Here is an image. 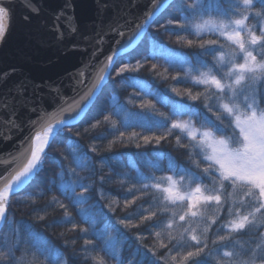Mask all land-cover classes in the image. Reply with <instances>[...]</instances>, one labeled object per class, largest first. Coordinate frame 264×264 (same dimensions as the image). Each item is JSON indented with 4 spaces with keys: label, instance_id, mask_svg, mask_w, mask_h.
<instances>
[{
    "label": "snow or ice",
    "instance_id": "6c2138e0",
    "mask_svg": "<svg viewBox=\"0 0 264 264\" xmlns=\"http://www.w3.org/2000/svg\"><path fill=\"white\" fill-rule=\"evenodd\" d=\"M24 3L32 11H38L28 0H24ZM257 4L260 5L258 9ZM165 6L161 0H151L149 9L143 14V18H134L131 21V30L137 39L147 34L148 29L151 28ZM70 7V3L65 5V8ZM178 12L181 13L178 18L169 19L163 25L164 28L175 25L179 30L197 37L202 34H211L216 35L218 39L200 40L198 43L191 39L187 40L188 47L195 46L200 50L195 54L199 67L188 70L189 73L192 71L198 73L191 77L190 83L193 87H203L204 90L193 95L191 89H185L183 93L176 88L171 89L178 96L186 95L191 101L201 102L200 106L176 101L169 102L161 98V102L170 103L171 116H188L189 119H172L167 114L157 113L152 101H146L140 105L148 114L137 113L139 126L148 131L167 128V132L160 136L155 134L139 136L133 132L131 138L142 139L146 145L152 142L159 144L166 140L173 131L178 130L180 135L176 136V144L185 149L187 166L170 159L168 171L174 175L157 177L155 175L145 176L141 173L137 177L138 181L150 182L142 183L139 189L135 187L128 189L129 193L141 192L142 196L139 198H143L145 193L152 192L154 195L151 199L158 204V211L161 214L169 210V205L183 206L182 214L173 212L167 223L162 224V231L154 233L156 240L159 241L158 248L165 249L167 256L159 257L157 251L154 250L155 246L143 251L137 248L128 264H161L162 261L164 264H169V261L170 264H210L211 260H215L216 264H264V232L259 231L264 228V0H192L178 9ZM10 14L9 0H0V42L6 35L5 20L10 18ZM64 15V10H61L56 19L59 20ZM66 19L71 32H75L76 28L71 24L73 17H66ZM249 19L254 20L255 23L249 25ZM55 30L62 39L64 33L60 31L59 24L55 26ZM111 30L117 31L115 28ZM117 34L121 38L126 35L123 31ZM221 38L223 43H221ZM102 40L103 37L97 43ZM75 47L76 45H73V48ZM98 51L99 49H96L92 52L93 59ZM115 55L116 53L113 52L112 55L107 56L98 71L93 70L90 60L71 75L72 91L78 96L77 99L63 96L60 89L56 87L52 89L56 93L52 112L43 107L31 109L32 112L37 113V118L29 122V134L18 142V147L14 150L15 154H9V159L5 161V164L10 166L3 174H0V223H11L7 215L11 197L20 192L41 170L44 158L48 155L45 148L49 144V138L72 123L71 115L66 114L82 112L110 77L112 70H115L117 77H121L125 73L140 71L144 67V64L137 61L135 66L125 63L115 68L116 62L113 59ZM207 55L212 56L211 62L202 58ZM169 62L182 66L189 63V60L183 56H176L172 57ZM151 68L155 70L157 65L153 64ZM11 71L15 70L0 73V78H6ZM171 79L187 82L179 74L172 76ZM81 90H83V95L79 94ZM3 107H8V105L5 103ZM121 111L118 105H114L113 111L104 115L103 121L97 120L91 127L95 129L101 123H111L112 129L116 130L118 122L113 120L112 116H119ZM10 117L6 123L13 128H18L19 126L15 123V113H10ZM129 120L130 117L126 115L119 123L127 128L132 126ZM87 131L88 129H85V132ZM76 135L79 136L80 133L77 132ZM120 137H124L123 132L120 133ZM97 139H104V136L101 135ZM182 139L187 143H182ZM136 147L139 148L140 145L137 144ZM96 150V147L91 149L92 152ZM72 152L74 162L78 167L88 166L86 153L80 154L78 148L75 147ZM103 159L101 157V160ZM153 167L163 171L159 165H153ZM70 171L74 172V169ZM104 179L103 176L99 177L100 184L104 183ZM205 180L210 181V186L204 183ZM77 188L80 189L79 193L76 191ZM59 189L74 206L81 204L82 198L89 192V186L84 183L73 185L61 181ZM237 193H242L239 199H237ZM98 195L101 199L104 198L102 188ZM24 199H29V197ZM136 199L138 197L125 200V208L133 204ZM51 203L57 204L60 209L64 210L65 219L59 222H71V213L68 212L65 204L59 202L56 197L52 198ZM202 207L205 211H201ZM209 207L213 208L214 212L211 216L206 215ZM109 210L115 212L111 205H109ZM144 211L148 214L140 217L141 223L152 221L157 216L156 211L147 209ZM222 212L230 217L226 222L220 215ZM131 215L128 213L117 223L125 228L139 227V225L131 224ZM197 217L201 220L207 218V224L203 227L201 235H197L196 228L192 227ZM39 219L43 220L44 217L41 216ZM91 222L95 224V220ZM218 222L226 234L218 235L216 239L211 240L217 253L214 255L213 250L208 248L209 233L212 226L217 225ZM72 229L79 231L85 237L89 234L87 227H81L75 223L72 224ZM249 229L257 230L251 242L254 247L219 252L221 248H228L226 242L230 241L232 233L247 232ZM28 231L33 238V247L45 255L47 260L52 261V264H60L64 253L49 246L47 241L42 240L30 228ZM174 231L176 235H173ZM91 234L104 241L101 252L118 260L119 264H125L112 244L104 240L102 233L93 229ZM165 237L168 244L164 243ZM140 238L138 235L137 239ZM21 243L19 238L10 242L6 236L3 245L0 246L2 248L0 264H32L26 259L27 250L22 251L19 257L15 255L17 251H21ZM72 244H75L74 240ZM169 244L172 246L169 247ZM67 246L68 241H65V247ZM89 246L95 248L93 240L84 239L82 247L85 252ZM176 248H189L190 250L177 259V256L172 255L173 249ZM73 255L75 256V253ZM136 256L139 259H135ZM32 257L35 260L34 253ZM91 259L94 264H107L104 255L97 254L91 256ZM63 264H68L66 257Z\"/></svg>",
    "mask_w": 264,
    "mask_h": 264
},
{
    "label": "trees",
    "instance_id": "16d2710c",
    "mask_svg": "<svg viewBox=\"0 0 264 264\" xmlns=\"http://www.w3.org/2000/svg\"><path fill=\"white\" fill-rule=\"evenodd\" d=\"M190 2L192 0H173L156 17V21L140 42L132 50L120 55L115 63V68H119L125 63L135 66L137 61H140L144 64L140 71L128 72L117 77L115 70H112L108 81L84 117L77 124L66 126L51 137L45 149L48 155L44 158L41 170L20 192L11 197L7 213L8 221L11 223L4 222L0 225V246L3 245L6 236L10 242L19 238L22 243L21 251L15 253L17 257L22 254V251L27 250L26 259L32 264H52V261L47 260L45 255L33 247V238L28 231L30 228L42 240L47 241L49 246L64 253L60 264H63L65 257L68 264H94L91 256L97 254L104 255L107 264H119L118 260H114L111 256L100 251L104 241L91 234L95 229L103 234L104 240L112 244L125 264H128V261L133 258L137 248L143 251L155 246L154 250L157 251L159 257L167 256L165 249L158 248L159 241L156 240L154 233L162 231V224L167 223L173 212L182 214L183 206L180 204L169 205V210L161 214L158 211V204L151 199L154 195L152 192L145 193L143 198H139L142 196L141 192L129 193L128 189L132 187L139 189L142 183L150 182L138 181L137 177L141 173L145 176L155 175L157 177L174 175L168 171L169 160H175L178 164L187 166V153L185 149L176 144V136L180 135L178 130L173 131L166 140L159 144L152 142L147 145L142 139L131 138V133L135 132L139 136L153 134L160 136L167 132V128L148 131L139 126L137 113L148 114L140 107L146 101H152L155 104L157 113H164L169 116H171L170 103L161 102L162 97L169 102L176 101L200 106L201 102L191 101L186 95L178 96L171 89L176 88L181 93L185 89H191L193 95L204 90L203 87H193L190 83L191 77L198 75V73L196 71L189 73L188 70L199 67L196 63L195 54L200 50L195 46L188 47L187 40L191 39L198 43L200 40H215L218 37L211 34H202V36L197 37L179 30L175 25L167 29L163 27L169 19H177L181 14L178 9ZM256 7L258 9L260 5L257 4ZM248 23L251 25L255 21L249 19ZM257 34L259 33L257 32ZM223 42L221 38V43ZM176 56L186 57L189 63L182 66L171 64L170 59ZM202 58L212 61L211 55ZM153 64L157 65L155 70L151 68ZM177 74L187 82L172 80L171 77ZM147 93L151 94L148 95ZM114 105H118L122 109L119 116H112V119L118 122L116 130L112 129L111 123H101L100 126L93 129L91 126L97 120L103 121L104 115L112 112ZM126 115L130 117L129 123L132 125L127 128L119 123ZM171 118L189 119L188 116H171ZM85 129L88 131L85 132ZM77 132L80 133L79 136L76 135ZM121 132L124 133L122 138L120 137ZM101 135L104 136V139H97ZM182 143H187V141L182 139ZM137 144L140 145L139 148L136 147ZM74 147L78 148L80 154L86 153L87 167H78L74 162L72 152ZM92 147H96V152L91 151ZM101 157L104 159L101 160ZM153 165H159L163 171L157 170ZM70 169H74V172ZM101 176L105 178L103 184L99 182ZM61 181L73 185L84 183L89 186V192L82 198L81 204L74 206L71 200L62 195L59 189ZM122 181L123 183H121ZM204 183L210 186V181L205 180ZM101 188L104 191L103 199L98 195ZM76 191L79 193L80 189L77 188ZM236 196L239 199L242 193H237ZM25 197H29V199H24ZM53 197L67 206L68 212L71 213V222H59L65 219L64 210L60 209L57 204L51 203ZM133 197H138V199L125 208V200H132ZM109 205L115 209L114 213L109 210ZM145 209L156 211L157 216L152 221L141 223L140 217L148 214L147 211H144ZM201 211H205V209L202 207ZM128 213L132 214L131 224L139 225V227L125 228L117 223L118 220L125 218ZM213 214V208H207L206 215L211 216ZM220 215L224 222L230 219L223 212ZM41 216L44 217L43 220L39 219ZM92 220H95L94 225ZM195 220L196 223H193L192 227L196 228L197 235H201L203 227L207 224V218L201 220L197 217ZM73 223L87 227L89 229L88 236L85 237L79 231L73 230ZM256 231V229H249L247 232L232 233L230 241L226 242L228 248H221L219 252L254 247L251 242L255 238ZM259 231L264 232V228L259 229ZM225 234L226 231L220 227V222L212 226L209 233L208 248L213 250L214 255L217 253L211 244V240L216 239L218 235ZM138 235L141 237L139 240L137 239ZM173 235H176L175 231ZM84 239L93 240L95 248L89 246L85 252L82 247ZM73 240L75 241L74 245L72 244ZM65 241H68L67 247H65ZM164 243L168 244L166 237ZM171 246L169 244V247ZM188 250L190 249L176 248L173 249L172 255L179 259ZM33 253L35 260L32 257ZM135 259H139V257L136 256ZM161 264L164 262L162 261ZM210 264H216L215 260H211Z\"/></svg>",
    "mask_w": 264,
    "mask_h": 264
},
{
    "label": "water",
    "instance_id": "95a60500",
    "mask_svg": "<svg viewBox=\"0 0 264 264\" xmlns=\"http://www.w3.org/2000/svg\"><path fill=\"white\" fill-rule=\"evenodd\" d=\"M172 1L161 0L165 8ZM28 2L38 11L26 7L24 0H9L11 14L5 20L7 32L0 42V73L15 70L6 78H0V174L10 166L5 164L9 154H15L18 142L29 134V122L37 118V113L31 109L43 107L52 112L56 96L52 89L56 87L63 96L77 99L78 96L72 91L71 75L90 60L93 70L98 71L106 57L113 52L116 53L113 57L116 62L120 55L132 50L144 35L138 39L133 35L131 21L134 18L142 19L151 4V0ZM69 3L71 7L65 8ZM61 10L65 15L57 20L56 16ZM66 17H73L71 24L76 28L75 32H71ZM57 24L64 33L62 39L55 30ZM114 28L116 32L111 30ZM120 31L126 33L123 38L117 34ZM101 37L102 42L97 43ZM73 45L76 47L73 48ZM96 49L99 51L93 59L92 52ZM101 89L82 112L66 114L72 117V123L68 126L77 124L84 117ZM79 94L83 95V90ZM5 103L8 107H3ZM12 112L15 113L18 128L6 123Z\"/></svg>",
    "mask_w": 264,
    "mask_h": 264
}]
</instances>
